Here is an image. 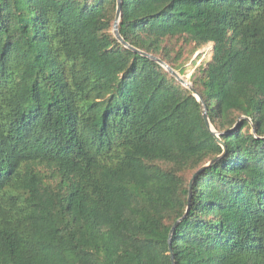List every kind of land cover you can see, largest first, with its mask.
<instances>
[{"label": "trees", "instance_id": "trees-1", "mask_svg": "<svg viewBox=\"0 0 264 264\" xmlns=\"http://www.w3.org/2000/svg\"><path fill=\"white\" fill-rule=\"evenodd\" d=\"M115 10L0 0V264H172L223 152ZM119 32L180 72L213 44L192 84L226 151L174 264H264V0H122Z\"/></svg>", "mask_w": 264, "mask_h": 264}, {"label": "water", "instance_id": "water-1", "mask_svg": "<svg viewBox=\"0 0 264 264\" xmlns=\"http://www.w3.org/2000/svg\"><path fill=\"white\" fill-rule=\"evenodd\" d=\"M121 8H122V0H116V10H115V16H114V21L112 24V34L113 36L117 39L118 42H120L124 47L137 52L141 55H144L146 57H149L151 59H153L154 61H156L157 63H159L176 81H178L181 85H183L184 87L188 88L191 93L196 97L197 101L199 102L200 105V111H201V115L202 118L205 122L206 127L208 128V130L210 131V133L213 135V137L216 139V141L221 145V147L223 148V152L218 155L217 157L211 159L210 161H208L206 164L202 165L201 167H199L191 176L190 180H189V193H188V197H187V207H186V211L185 213L180 216L179 218H177L174 223L172 224V226L170 227L169 233H168V249H169V254H170V258H171V262L172 264H174V257H173V253H172V248H171V237L176 229V227L179 225V223L184 219V217L186 216V213L189 210V206H190V202H191V186L192 183L194 181V179L200 174L202 173L207 167H209L213 162L217 161L218 159H220L226 151V146L224 144V142L220 139V132L216 131L214 129V127L211 125L210 120L208 118V114H207V109L206 106L204 104V101L202 99V97L198 94V92L195 90V88L193 87V84L189 83L188 81H186V79H184V77H182L180 75V73L175 70L174 68H172L169 64H167L165 61H163L162 59H160L159 57H156L152 54H148L145 53L137 48H135L134 46L130 45L120 34L119 32V20L121 17ZM213 48V46H212Z\"/></svg>", "mask_w": 264, "mask_h": 264}, {"label": "rangeland", "instance_id": "rangeland-1", "mask_svg": "<svg viewBox=\"0 0 264 264\" xmlns=\"http://www.w3.org/2000/svg\"><path fill=\"white\" fill-rule=\"evenodd\" d=\"M181 42H177L176 49H179ZM212 43H207L199 48H196L192 53L186 51L182 57V64L180 68L182 71L177 70L186 81L193 83L194 79L201 73V71L207 66L212 56ZM191 48V47H190ZM189 48V49H190ZM176 70V69H175Z\"/></svg>", "mask_w": 264, "mask_h": 264}]
</instances>
